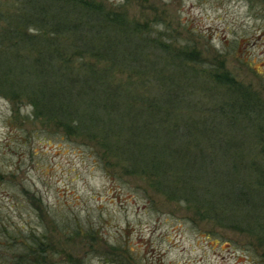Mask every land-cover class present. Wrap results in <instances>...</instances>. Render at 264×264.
<instances>
[{
  "label": "trees",
  "instance_id": "obj_1",
  "mask_svg": "<svg viewBox=\"0 0 264 264\" xmlns=\"http://www.w3.org/2000/svg\"><path fill=\"white\" fill-rule=\"evenodd\" d=\"M27 20L44 35L20 30ZM140 30L96 0H24L0 32V90L16 97L28 89L37 118L60 120L67 137L94 139L114 184L120 164L150 175L200 216L264 241L263 101L214 72L191 44L175 48ZM71 31L78 40L63 41ZM26 34L28 54L10 52ZM24 228L13 229L22 239L9 264H27L28 254L47 264L45 243L28 246Z\"/></svg>",
  "mask_w": 264,
  "mask_h": 264
},
{
  "label": "rangeland",
  "instance_id": "obj_2",
  "mask_svg": "<svg viewBox=\"0 0 264 264\" xmlns=\"http://www.w3.org/2000/svg\"><path fill=\"white\" fill-rule=\"evenodd\" d=\"M96 1L175 48L191 44L214 72L232 75L264 103V0ZM23 3L0 0V32ZM18 28L38 36L47 29L28 20ZM69 33L63 41L78 40ZM21 45L9 51L28 54V35ZM27 93L0 90V264L19 253L22 236L13 229L22 226L28 246L45 243L47 264H264L257 233L200 216L150 175L120 164L114 184L101 146L67 137L56 118H37Z\"/></svg>",
  "mask_w": 264,
  "mask_h": 264
}]
</instances>
